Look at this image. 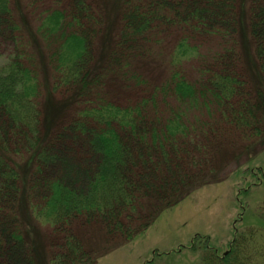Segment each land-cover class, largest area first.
<instances>
[{"label":"trees","instance_id":"trees-1","mask_svg":"<svg viewBox=\"0 0 264 264\" xmlns=\"http://www.w3.org/2000/svg\"><path fill=\"white\" fill-rule=\"evenodd\" d=\"M23 1L34 24L0 0V264H98L87 228L145 236L264 146V0ZM248 189L226 250L146 264H264Z\"/></svg>","mask_w":264,"mask_h":264},{"label":"rangeland","instance_id":"rangeland-1","mask_svg":"<svg viewBox=\"0 0 264 264\" xmlns=\"http://www.w3.org/2000/svg\"><path fill=\"white\" fill-rule=\"evenodd\" d=\"M26 1L22 0L21 8L27 13L28 21L34 24L36 17L26 10ZM218 158L222 165L220 183L210 184L198 189L180 203L161 213L157 221L148 229L145 236H139L132 242L113 245L107 244L99 230H88L86 234L96 244L99 241L98 264H146L154 259V251L161 253L158 259L167 258V253L174 254L180 246H188L196 235L210 236L212 244L224 251L233 238L234 222L240 212L237 197L240 189L249 193L241 195L247 211L256 215L260 204L264 202V179L257 169L264 172V146L255 150L253 161L248 163L243 157L239 164L231 151ZM240 165V166H239ZM239 166V167H238ZM253 173L256 177L253 178ZM261 179V184L254 185ZM88 230V231H87ZM95 231V232H94ZM105 242V243H104ZM104 244H106L104 246ZM196 254L182 250L175 260L189 262L196 259ZM156 264L162 262L156 261Z\"/></svg>","mask_w":264,"mask_h":264}]
</instances>
